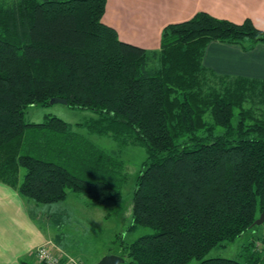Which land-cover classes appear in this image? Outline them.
Instances as JSON below:
<instances>
[{
	"label": "trees",
	"instance_id": "1",
	"mask_svg": "<svg viewBox=\"0 0 264 264\" xmlns=\"http://www.w3.org/2000/svg\"><path fill=\"white\" fill-rule=\"evenodd\" d=\"M105 3L0 0V182L38 206L68 192L117 202L123 161L76 129L140 144L129 229L152 232L121 244L122 264H264L254 231L238 258H205L255 230L264 211V85L219 82L201 64L209 42L264 43V31L200 11L146 50L102 22ZM53 97L94 116L25 121Z\"/></svg>",
	"mask_w": 264,
	"mask_h": 264
},
{
	"label": "crops",
	"instance_id": "2",
	"mask_svg": "<svg viewBox=\"0 0 264 264\" xmlns=\"http://www.w3.org/2000/svg\"><path fill=\"white\" fill-rule=\"evenodd\" d=\"M200 11L233 23L249 19L264 31V0H106L102 22L113 28L121 41L156 50L166 25L186 21ZM201 64L216 81L264 85V43L211 41L203 50ZM70 196L82 200L73 192H68L65 200ZM38 209L40 206L0 182V264L37 263L35 250L43 244L55 253L84 257V249L77 244L60 240L55 231L60 226L58 215L45 217V227L37 224L34 212Z\"/></svg>",
	"mask_w": 264,
	"mask_h": 264
},
{
	"label": "rangeland",
	"instance_id": "3",
	"mask_svg": "<svg viewBox=\"0 0 264 264\" xmlns=\"http://www.w3.org/2000/svg\"><path fill=\"white\" fill-rule=\"evenodd\" d=\"M47 115L60 118L68 124L82 123L94 116L91 111L72 108L67 104L54 103L46 106H29L25 110L26 122H42ZM236 117L233 118V123ZM93 144L123 161L128 175L122 187L121 198L117 202H108L102 206L90 205L83 195L82 200L74 201L70 196L65 202L56 203L57 206L42 205L34 212L37 224L45 227V217L58 215L60 226H54L56 233L62 242L77 244L84 249L83 258L79 260L84 264H96L107 252L111 254L121 253L122 243H131L138 237L149 234L152 230L148 227L129 229L132 224V193L136 176L146 158L143 145L122 146L109 136L97 135L88 132L84 127L76 129ZM70 195H72L70 193ZM249 229L246 234L227 245L216 246L205 256L238 258L242 246L246 244L254 231L257 234L264 233V222L256 228ZM106 252V253H105ZM87 253V254H86ZM78 259V258H77ZM83 260V261H82ZM196 260L188 264H196Z\"/></svg>",
	"mask_w": 264,
	"mask_h": 264
},
{
	"label": "built area",
	"instance_id": "4",
	"mask_svg": "<svg viewBox=\"0 0 264 264\" xmlns=\"http://www.w3.org/2000/svg\"><path fill=\"white\" fill-rule=\"evenodd\" d=\"M37 263L42 264H81V261L71 255L55 253L48 244L40 245L35 250Z\"/></svg>",
	"mask_w": 264,
	"mask_h": 264
},
{
	"label": "water",
	"instance_id": "5",
	"mask_svg": "<svg viewBox=\"0 0 264 264\" xmlns=\"http://www.w3.org/2000/svg\"><path fill=\"white\" fill-rule=\"evenodd\" d=\"M62 103L66 104V99L53 97L49 100V104ZM264 222V211H262L259 217L253 222L251 226H258ZM124 259L118 254H106L96 264H122Z\"/></svg>",
	"mask_w": 264,
	"mask_h": 264
}]
</instances>
